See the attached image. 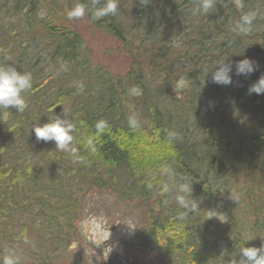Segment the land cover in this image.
Masks as SVG:
<instances>
[{
	"label": "trees",
	"instance_id": "16d2710c",
	"mask_svg": "<svg viewBox=\"0 0 264 264\" xmlns=\"http://www.w3.org/2000/svg\"><path fill=\"white\" fill-rule=\"evenodd\" d=\"M42 3L0 0V64L33 76V87L24 94L27 109H0L1 240L15 238L17 224L29 219L65 238L60 241L69 240L62 220L70 223L67 216H74V184L64 183L52 163L64 152L52 141L46 149L54 148L53 161L42 148L36 158L28 151L45 145L32 128L57 115L76 123L82 163L106 172L92 175L95 184L147 206L136 238L140 251L164 264H238L242 246H264V94L248 91L264 76V0H212L200 16L191 15L200 0H118L115 16L94 22L86 15L126 48L131 64L119 76L93 69L81 35L41 18ZM249 10L259 18L249 34H241L235 26ZM36 45L46 53L30 52ZM12 48H19L17 57L9 55ZM245 58L258 65L247 75L236 70ZM220 61L231 66L228 85L212 80ZM179 78L187 81L181 97L172 90ZM80 82L83 91L76 87ZM133 87L141 94L131 95ZM129 118L137 120V128H130ZM101 119L108 127L96 135ZM119 167L128 170L127 180L115 176ZM165 167L173 174H165ZM236 174L244 175V186L234 181ZM185 181L198 209L179 219L183 209L175 201V186ZM209 208L225 225L207 218ZM242 213L254 218L259 242L248 241ZM7 243L0 257L12 246L10 239ZM38 260L33 264H52Z\"/></svg>",
	"mask_w": 264,
	"mask_h": 264
},
{
	"label": "rangeland",
	"instance_id": "374dc122",
	"mask_svg": "<svg viewBox=\"0 0 264 264\" xmlns=\"http://www.w3.org/2000/svg\"><path fill=\"white\" fill-rule=\"evenodd\" d=\"M75 2L76 0H43L39 16L54 20L55 23L78 32L84 40L93 69H100L112 76L126 73L131 64V58L118 38L96 28L87 16L74 21L67 19V10ZM21 44L26 46L28 43ZM36 46V48L32 47L30 52L46 53L43 45ZM19 51V48H12L9 55L17 57ZM33 61H36V58ZM186 85L187 81L184 78H179L174 82L172 90L178 91L177 96L181 97L180 91ZM15 144L17 143L15 142ZM43 144L44 142L40 147L37 144L32 151L28 149L29 153L36 158L42 148L44 151L41 152L49 154V158L53 161L55 158L51 156L54 148L51 146L48 150L46 142L45 145ZM60 157L52 162L53 166L66 177L64 183L74 184L71 191L73 199L70 201L74 206L71 208L74 216L66 215L68 221H71L70 223L65 221L66 218L62 220L64 227L67 226L69 240L68 242L60 241L59 239L65 238L54 237L51 232L46 230L44 224L35 225V222L33 223L30 219L22 221L20 225L18 223L15 228L16 237L9 238L12 245L10 247L15 248L24 258V264H33L43 257L52 264H164V261L155 254L142 252L137 247L136 238L146 217L147 206L144 205L143 200L139 198H134L131 201L120 199L109 187H101L95 184L91 178L94 173L106 175L102 168L74 162L72 156L64 153H61ZM113 171L115 176H118L122 181L127 180L129 176L128 170L123 167L115 168ZM234 181L244 186V175L236 174ZM62 187V191L65 192L66 188ZM151 204L152 201L148 200L147 205L151 206ZM94 216L105 217L107 228L111 233L109 240L99 247L90 243L81 232L82 221ZM206 216L222 226L226 223V219L217 210L209 208L206 211ZM242 217L245 222L243 224L244 234L248 239H251L248 241L253 243L254 240H257L259 242L261 240L258 237L259 232L257 229H253L254 218L250 216V213H242ZM86 228L91 232L94 230V225L87 224ZM9 239L3 238L2 241L0 237V247L9 246L7 243Z\"/></svg>",
	"mask_w": 264,
	"mask_h": 264
},
{
	"label": "clouds",
	"instance_id": "9594fccd",
	"mask_svg": "<svg viewBox=\"0 0 264 264\" xmlns=\"http://www.w3.org/2000/svg\"><path fill=\"white\" fill-rule=\"evenodd\" d=\"M212 7V0H200L197 7L191 10V15L200 16L207 14ZM118 0H76L75 4L67 10L66 16L70 21L79 20L86 15L92 21H101L102 18L115 16L118 13ZM259 18V13L256 10L244 12L241 20L236 24L235 31L241 34H249ZM258 68L253 61L245 58L236 65L237 73L250 74ZM231 66L223 64L221 61L217 63L215 70L212 73L214 83L228 85L231 83ZM33 87V76L31 72L18 70L14 65L5 63L0 64V109L8 110L9 107L15 108L18 112H23L27 109L28 103L25 98V93ZM78 90L83 91L85 85L80 82L76 84ZM249 94H264V76H261L249 88ZM130 94L138 96L141 94L140 89L133 87L130 89ZM130 128H137L138 122L135 118H129ZM108 127L106 120H99L95 123L96 135H101ZM32 130L35 133L37 141L45 142L53 141L55 148L61 152L72 156L74 162L82 163L83 159L80 155L79 148L75 145L77 125L72 118L54 115L51 120L43 125L34 126ZM169 135H173L169 133ZM88 145L92 151H95L93 140H88ZM163 172L167 175H172V171L165 167ZM150 189L151 184L147 185ZM176 194L175 201L183 211L178 213L179 219H184L189 213L195 212L198 209V204L195 200L189 199L192 188L187 181L175 186ZM94 225V230L87 231L86 225ZM81 232L90 243L97 247L103 245L110 238V231L107 228V220L103 216L88 217L81 223ZM251 240V239H248ZM27 242V241H26ZM110 248V247H109ZM111 249V248H110ZM240 259L238 264H264V246L262 247H245L239 249ZM0 264H22L21 255L15 248H7L0 257ZM233 264H237L233 261Z\"/></svg>",
	"mask_w": 264,
	"mask_h": 264
}]
</instances>
